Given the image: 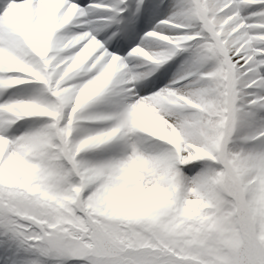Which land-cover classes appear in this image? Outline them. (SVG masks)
<instances>
[{
    "label": "snow or ice",
    "instance_id": "obj_1",
    "mask_svg": "<svg viewBox=\"0 0 264 264\" xmlns=\"http://www.w3.org/2000/svg\"><path fill=\"white\" fill-rule=\"evenodd\" d=\"M0 264H264V0H0Z\"/></svg>",
    "mask_w": 264,
    "mask_h": 264
}]
</instances>
